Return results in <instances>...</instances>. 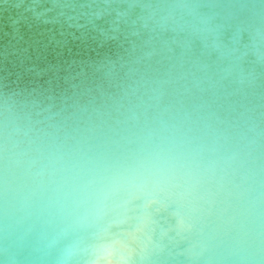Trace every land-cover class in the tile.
Instances as JSON below:
<instances>
[{
	"label": "clouds",
	"instance_id": "9594fccd",
	"mask_svg": "<svg viewBox=\"0 0 264 264\" xmlns=\"http://www.w3.org/2000/svg\"><path fill=\"white\" fill-rule=\"evenodd\" d=\"M0 264H264V0H0Z\"/></svg>",
	"mask_w": 264,
	"mask_h": 264
}]
</instances>
